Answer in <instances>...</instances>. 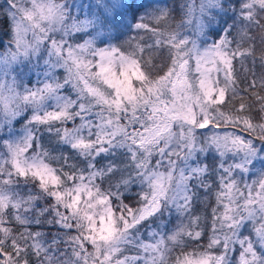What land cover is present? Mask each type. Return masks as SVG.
Listing matches in <instances>:
<instances>
[{"label":"snow or ice","instance_id":"1","mask_svg":"<svg viewBox=\"0 0 264 264\" xmlns=\"http://www.w3.org/2000/svg\"><path fill=\"white\" fill-rule=\"evenodd\" d=\"M0 264H264V0H3Z\"/></svg>","mask_w":264,"mask_h":264},{"label":"trees","instance_id":"2","mask_svg":"<svg viewBox=\"0 0 264 264\" xmlns=\"http://www.w3.org/2000/svg\"><path fill=\"white\" fill-rule=\"evenodd\" d=\"M3 3V0H0V4H2ZM145 39H148V37L147 36H145ZM45 231H48V229L47 228H45L44 229Z\"/></svg>","mask_w":264,"mask_h":264}]
</instances>
